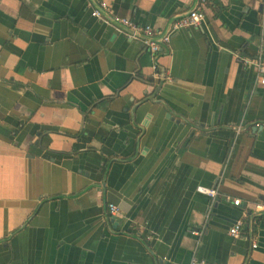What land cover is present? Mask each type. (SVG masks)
<instances>
[{"label": "crops", "instance_id": "crops-1", "mask_svg": "<svg viewBox=\"0 0 264 264\" xmlns=\"http://www.w3.org/2000/svg\"><path fill=\"white\" fill-rule=\"evenodd\" d=\"M218 1L0 0V264H264V0Z\"/></svg>", "mask_w": 264, "mask_h": 264}, {"label": "built area", "instance_id": "built-area-1", "mask_svg": "<svg viewBox=\"0 0 264 264\" xmlns=\"http://www.w3.org/2000/svg\"><path fill=\"white\" fill-rule=\"evenodd\" d=\"M100 6L102 9L95 8L92 11L93 16L102 18V19L104 18L107 23H111L114 26H116L115 24H118L126 31H123L122 28L116 26L118 30L125 32L129 37L133 39L140 40L143 43V45L147 49H149L152 53H156L160 51L162 44L159 43V41L154 40L155 37H159L162 35L160 31L154 30L153 27H151L150 25H141L127 17L116 18V20L108 19L107 17L103 15V12H102L103 9L108 8V3L105 1H102L100 3ZM204 19H205V13H204L203 8H197L194 11H192L189 15L187 14L184 17L176 19L170 32L163 37L162 43L169 44L171 41L172 35L181 29L201 26L204 23ZM245 62L249 64H254L256 66L258 73H259V81L261 83H264V56L262 54H259L254 59H251V60L245 59ZM198 190L201 193L208 195L210 197H216L219 194V191L217 188L199 186ZM233 202L236 205H239L240 200L233 199ZM109 209H110L111 214H114V215H117L120 212L118 206L113 203L109 205ZM243 225H244V222L242 220H237V222L229 229L230 235H232L235 238L239 237L241 234ZM254 246L256 247L255 244ZM188 264H226V263H219V262L210 263L207 261L199 260L197 258H192Z\"/></svg>", "mask_w": 264, "mask_h": 264}, {"label": "water", "instance_id": "water-1", "mask_svg": "<svg viewBox=\"0 0 264 264\" xmlns=\"http://www.w3.org/2000/svg\"><path fill=\"white\" fill-rule=\"evenodd\" d=\"M200 1V0H199ZM198 8V6L196 7V8H194V9H192L191 11H189L188 12V15L192 12V11H194L195 9H197ZM103 15L105 16V17H107V15L105 14V13H103ZM185 15H182V16H179V17H177L176 19H178V18H181V17H184ZM176 19H174L173 21H172V23L170 24V26L167 28V30L161 35V36H159V37H155V39L154 40H156V41H159V43H161L162 44V46H161V48H160V50L162 49V47H163V45H167V44H163L162 43V39H163V37L165 36V35H167L169 32H170V30H171V28H172V26H173V24H174V22H175V20ZM205 20V19H204ZM116 26H118V27H120V28H122L121 26H119L118 24H115ZM190 28H192V27H190ZM123 29V28H122ZM123 31H126V30H124L123 29ZM122 31V32H123ZM125 33V32H124ZM258 55H259V53H258ZM257 55V56H258ZM257 56H255V57H248L247 55H243V57H244V59H242L243 60V62H245V59H249V60H251V59H254V58H256ZM237 222V221H236Z\"/></svg>", "mask_w": 264, "mask_h": 264}, {"label": "trees", "instance_id": "trees-1", "mask_svg": "<svg viewBox=\"0 0 264 264\" xmlns=\"http://www.w3.org/2000/svg\"><path fill=\"white\" fill-rule=\"evenodd\" d=\"M208 5L214 7V6H217L218 9H223V6L221 5V3L218 1V0H204ZM244 54L245 55H248L249 52L246 50L244 51ZM258 54L256 53H251V55H248V56H251V57H255L257 56Z\"/></svg>", "mask_w": 264, "mask_h": 264}]
</instances>
